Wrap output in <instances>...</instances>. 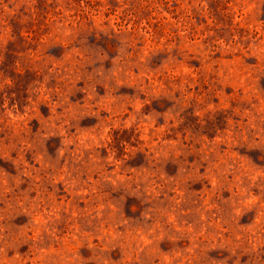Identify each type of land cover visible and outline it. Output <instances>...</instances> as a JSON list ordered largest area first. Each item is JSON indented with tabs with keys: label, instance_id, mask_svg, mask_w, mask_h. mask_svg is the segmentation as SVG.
<instances>
[{
	"label": "clouds",
	"instance_id": "clouds-1",
	"mask_svg": "<svg viewBox=\"0 0 264 264\" xmlns=\"http://www.w3.org/2000/svg\"><path fill=\"white\" fill-rule=\"evenodd\" d=\"M0 264H264V0H0Z\"/></svg>",
	"mask_w": 264,
	"mask_h": 264
}]
</instances>
